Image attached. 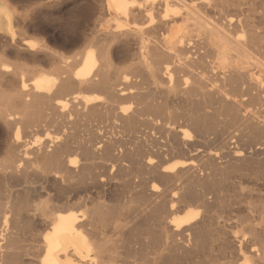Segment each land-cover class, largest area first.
Wrapping results in <instances>:
<instances>
[{
	"label": "bare ground",
	"instance_id": "1",
	"mask_svg": "<svg viewBox=\"0 0 264 264\" xmlns=\"http://www.w3.org/2000/svg\"><path fill=\"white\" fill-rule=\"evenodd\" d=\"M104 1L113 24L66 56L18 44L0 0V264H264L263 3ZM113 189L134 194L96 202Z\"/></svg>",
	"mask_w": 264,
	"mask_h": 264
},
{
	"label": "rangeland",
	"instance_id": "2",
	"mask_svg": "<svg viewBox=\"0 0 264 264\" xmlns=\"http://www.w3.org/2000/svg\"><path fill=\"white\" fill-rule=\"evenodd\" d=\"M6 1L12 6L13 11L15 13V23H17L15 25L18 31V38H17L18 44H21V40L23 38H29L32 40L35 39L34 42L36 43L37 46L36 48H39L41 44L43 45L44 43L48 45L50 48H53L54 50H58L59 52L61 51L66 56H71L73 54H76L77 52L80 53L88 45H95L97 43L98 36L101 34L100 32L101 30H99V28L104 30L107 26H109L108 24L110 25L113 24L112 16H110L109 13L106 12L107 10L104 4L105 2L104 0H54V1L53 0H6ZM206 1L210 3L216 2L215 0H206ZM249 1L250 0H245V2H248L247 4L244 5L245 10L248 9V5L249 7L253 6L257 8L259 7L258 4L262 5L261 3H263L264 6V2H262V0H257V1L251 0L250 2ZM145 2H147V0H140V1L136 0V4H144ZM255 3H257V5ZM221 10L220 9H218L217 11L214 10L211 13V16L223 22L232 20L234 23L235 22L238 23L239 20L243 18L245 14L247 13L250 14L251 11L250 10L248 12L247 11L240 12L234 10L233 8H228V9L225 8ZM20 30H22V32ZM242 33L243 31L240 28L239 34ZM9 44H11L9 36H3V35L0 36V48L3 47V45L5 46ZM11 56H12L10 57L11 60L14 61L15 56L13 55ZM115 62L117 64H123V61L117 58L115 59ZM44 126H45L44 124L39 125L41 129L38 126H34L33 129H31L32 132L28 134V138L30 140H34L35 138L43 139L45 136L44 135L45 132L43 131ZM34 129H36L37 131ZM51 129L53 130V126L51 127ZM5 136H6L5 128L2 125V122H0V146ZM116 190L115 189L107 190L103 197L101 198L95 197L96 202L105 203L112 207L117 205L120 200H125V198L128 199L130 196L134 194L129 192L123 194V192L121 193V190H117V191ZM49 193L43 194L42 197L41 196L33 197L32 200L35 201L37 200L38 202L40 200H43L46 203H48L50 206L60 201V195L58 192L54 190ZM129 210L130 209L129 208L127 209L126 207L122 210L121 214L119 210H116L117 220H118L117 223H122V221L124 222L126 219H130V218H132L133 220L135 219L134 212L130 211L131 214L129 215L128 214ZM124 216L126 219L124 218ZM118 217H120V219ZM240 228L241 227H239L238 229L235 228V230H238L239 233H241ZM44 229H45L44 226L37 227L38 232L39 231L41 232ZM115 234L116 233H114V235L113 234L110 235L111 238L115 236L114 239L112 238L113 241H115L113 242V244L115 245L117 244L118 246H120L122 243L120 240H118L119 235L118 234L115 235ZM121 248L122 247H119L118 250H120V253L118 252L116 256L121 254L119 258H126L127 255L124 252L123 248L121 251ZM24 259L26 260L34 259V257L33 255L24 256Z\"/></svg>",
	"mask_w": 264,
	"mask_h": 264
}]
</instances>
